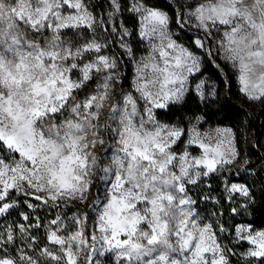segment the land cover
I'll return each instance as SVG.
<instances>
[{
    "label": "rangeland",
    "instance_id": "rangeland-1",
    "mask_svg": "<svg viewBox=\"0 0 264 264\" xmlns=\"http://www.w3.org/2000/svg\"><path fill=\"white\" fill-rule=\"evenodd\" d=\"M156 1L102 0L100 15L90 0H0V203L14 191L26 207L23 220L0 223V264H235L215 211L196 202L213 169L231 210L251 198L232 127L156 110L189 88L215 94L217 81L200 71L206 39L244 95H264V0H173L179 21L206 36L192 45ZM113 46L131 64L128 84ZM74 199L87 202L90 234ZM230 238L240 261L264 256V227L239 219Z\"/></svg>",
    "mask_w": 264,
    "mask_h": 264
},
{
    "label": "trees",
    "instance_id": "trees-1",
    "mask_svg": "<svg viewBox=\"0 0 264 264\" xmlns=\"http://www.w3.org/2000/svg\"><path fill=\"white\" fill-rule=\"evenodd\" d=\"M94 10L100 15L103 14L102 0H90ZM126 4V0H121ZM152 2L153 0H144ZM159 5L164 7L170 15L171 24L176 26L180 33L185 36L189 45H192V36L198 34L203 36L200 31H193L192 27H186L181 23L182 4L173 0H157ZM125 13V19L132 25V33L135 34L134 18ZM204 39L206 36H203ZM207 39L204 41L206 49L203 54L200 71L209 73L217 82V88L214 95L204 99H200L196 93L189 88L184 96L178 100L168 103L167 105L157 108V116L166 120L177 119L184 123L185 113L200 112L205 120L210 123H227L234 131L235 144L237 147V157L242 167L239 170L243 172L238 178L242 179L251 188V198H246L244 205H235L231 210V203L226 201V196L215 183H218L219 176L215 169L209 171L208 179L210 185H207L209 191L204 195L196 194V202L199 209L211 216L212 210L216 216L212 218V223L218 236L224 243V247L228 252L229 259L235 264H264V256L255 259L248 258L246 263L244 259L240 261V257L233 251L230 232L233 224L239 219H246L255 226L264 227V95L258 98H248L239 89L229 63L213 53ZM119 67L121 68L122 82L128 84L131 76V64L123 54L122 50L116 46L112 47ZM0 150L5 151L6 148L0 140ZM239 164L236 163L235 166ZM240 166V165H239ZM95 180L89 184V191L95 193ZM218 190V191H217ZM204 195V196H203ZM13 196V197H12ZM18 194L12 193L11 199L7 203H0V223L6 221L7 218L14 220H23L21 210L26 209L24 201H20V205L13 203L12 200L18 198ZM25 196L31 202L41 206H47L48 210L58 212L60 209L59 202L53 201L47 197L41 196L37 192L26 193ZM203 196V197H202ZM23 195L20 197L22 198ZM74 207L84 209L85 218L84 226L87 234H90L89 209L86 208L87 202L75 200L72 203ZM22 206V207H20ZM45 211L44 207L37 209V213ZM32 212V211H31ZM230 219V222H229ZM34 231V227L31 229ZM38 244H44L45 238L43 234L38 232ZM26 238L30 242V236H25L19 232L17 241H24Z\"/></svg>",
    "mask_w": 264,
    "mask_h": 264
}]
</instances>
